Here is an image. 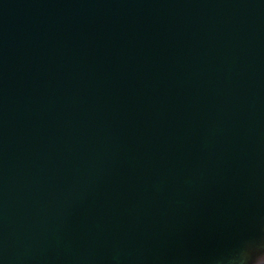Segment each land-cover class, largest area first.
I'll return each mask as SVG.
<instances>
[{"label": "water", "instance_id": "1", "mask_svg": "<svg viewBox=\"0 0 264 264\" xmlns=\"http://www.w3.org/2000/svg\"><path fill=\"white\" fill-rule=\"evenodd\" d=\"M0 264H264V0H0Z\"/></svg>", "mask_w": 264, "mask_h": 264}]
</instances>
